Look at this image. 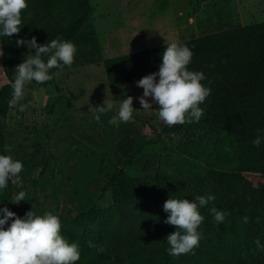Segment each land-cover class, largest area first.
Wrapping results in <instances>:
<instances>
[{
    "label": "rangeland",
    "instance_id": "374dc122",
    "mask_svg": "<svg viewBox=\"0 0 264 264\" xmlns=\"http://www.w3.org/2000/svg\"><path fill=\"white\" fill-rule=\"evenodd\" d=\"M83 1L61 0L68 22L82 14ZM260 22H264V0H90L74 57L82 65L57 73L60 92L50 84L26 88L19 103L26 104L27 110H10L1 129L7 155L24 165L20 174L23 186L13 185L14 196L20 190L28 193V200L22 202L30 210L34 206L37 214L63 208L77 215L92 208H105L110 210L108 219L120 221L122 213L142 210L137 203L121 210L110 207L112 191L103 188L108 178L121 169L128 176L147 179L154 185L158 169L171 177L170 183L177 187L205 178L206 164L185 154L183 148L192 144L208 152H221L223 146L216 141L215 133L223 124L200 119L198 123L166 126L156 114L157 105L152 104L150 111L142 110L137 99L143 93L142 87L108 81L104 60ZM8 82L0 55V85ZM128 96L133 97L136 109L134 122L119 127L109 125L108 120ZM105 100L113 104V110L97 121L90 107L103 106ZM158 138L167 145L163 156L160 146H145ZM120 142L144 145L142 154L125 163L126 157L118 147ZM237 145L235 142L227 149ZM239 145L254 146L244 142ZM40 178L42 185H35ZM171 184L166 186L170 188ZM196 187L200 195L211 193L215 199L225 198L238 204L243 195L250 197L254 189L264 188V174H231L227 182L206 180ZM250 208L257 215H264V199L252 200ZM153 227L161 235L148 238L145 253L156 257L168 254L165 232L172 231L170 225L159 221ZM130 251L140 250L136 244L123 247V252ZM172 258L185 264L194 259L202 264L229 263L226 253L203 243L193 253Z\"/></svg>",
    "mask_w": 264,
    "mask_h": 264
},
{
    "label": "trees",
    "instance_id": "16d2710c",
    "mask_svg": "<svg viewBox=\"0 0 264 264\" xmlns=\"http://www.w3.org/2000/svg\"><path fill=\"white\" fill-rule=\"evenodd\" d=\"M89 1L84 0L82 14L68 22L61 0H27L28 6L22 11L20 33L13 34L10 39L0 38L3 51L1 67L9 81L0 85V153L7 155L1 129L6 123L8 112L15 109L8 106L12 94L13 71L29 51L26 46L17 47L16 38L30 39L35 36L39 44H44L60 37L72 41L77 47L78 34L87 17ZM177 42L193 51V59L188 67L203 71L207 77L202 83L212 91L201 105L204 109L201 119L223 124L215 133V139L223 149L214 153L192 144L184 145L185 154L207 166L206 177L195 178L190 186L177 187L171 184V177L160 169L155 174L156 185L147 179L131 177L120 171L110 176L103 190L112 191L111 208L121 210L123 206L132 203L142 207L140 212L122 213L120 221L108 219L110 210L105 208H92L77 215L71 209L57 208L50 211L58 215L62 234L69 242L79 245L81 259L78 264H185L169 254L156 257L145 253L148 238L161 235L153 226L159 221L167 224L165 220L168 213L163 210L164 202L169 198L193 199L200 195L196 187L198 183L206 180L224 183L231 174H264V144L260 148L239 145V142L251 143L264 130V22L219 30ZM164 47L165 44L107 58L104 60V69L108 81L116 85L132 84L158 71ZM79 63L78 58L74 59L72 66L82 65ZM51 71L60 72L58 69ZM56 75L43 84L33 81L25 89L50 84L60 92ZM254 84L258 85L251 89ZM235 142L238 145L234 149H227ZM151 145L161 147V156L167 150L161 138L145 143V146ZM118 147L127 163L142 154L144 145L137 147L120 142ZM42 183V178L35 181L37 186ZM167 184L172 187L168 188ZM14 197L13 185L10 183L8 188L0 192V206H7L22 217L30 209L22 201L19 205L11 203L8 198ZM262 199L263 187L254 189L250 197L243 195L238 204L218 198L200 208V213L205 217L199 228L200 243L226 253L228 264H264V251H258L255 243L259 239L264 244V215H257L250 208L252 200ZM212 207L226 213L223 223L214 224L209 211ZM245 216L248 217L247 223L243 220ZM170 227L172 231L165 232L167 235L176 230L175 226ZM89 242L94 246L90 247ZM132 244H136L140 251L123 252V247ZM202 263L194 259L189 264Z\"/></svg>",
    "mask_w": 264,
    "mask_h": 264
},
{
    "label": "clouds",
    "instance_id": "9594fccd",
    "mask_svg": "<svg viewBox=\"0 0 264 264\" xmlns=\"http://www.w3.org/2000/svg\"><path fill=\"white\" fill-rule=\"evenodd\" d=\"M27 0H0V38H11L21 31L22 11L27 8ZM17 47L26 46L27 55L14 71L11 83V99L9 108H17L19 112L27 110V105L19 103L24 98L26 85L33 81L43 84L53 79L57 73L52 69L63 71L71 67L77 52L76 45L57 37L44 44H39L35 36L17 37ZM0 55H3L0 49ZM162 62L158 71L145 75L136 81L143 93L137 99L142 110H152L157 105L156 114L166 126L198 123L204 115L201 107L211 95V88L202 81L207 79L203 71L191 70L188 66L193 59V51L179 42L165 44L161 53ZM151 97V100L148 98ZM113 104L104 101L103 106L90 107L94 119L99 121L101 115L111 112ZM133 97L124 98L108 124L119 127L122 123L134 122ZM256 148L264 144V130H261L251 142ZM8 151H11L9 148ZM23 162L11 155L0 153V192L9 184L22 188L21 173ZM28 193L18 191L11 203L19 205L28 200ZM215 195H198L193 199L169 198L163 204L168 213L165 223L175 226L165 240L166 251L170 256L193 253L201 240L200 225L205 217L199 209L215 200ZM210 214L213 222L219 225L224 222L226 213L212 207ZM248 222V217L243 218ZM258 251H264V244L256 240ZM89 246L93 247L91 242ZM102 250V249H101ZM81 259L79 245L62 234V225L58 215L52 212L37 214L34 206L22 217L7 206H0V264H78Z\"/></svg>",
    "mask_w": 264,
    "mask_h": 264
},
{
    "label": "water",
    "instance_id": "95a60500",
    "mask_svg": "<svg viewBox=\"0 0 264 264\" xmlns=\"http://www.w3.org/2000/svg\"><path fill=\"white\" fill-rule=\"evenodd\" d=\"M120 172H124V170H123V169H121V170H120Z\"/></svg>",
    "mask_w": 264,
    "mask_h": 264
}]
</instances>
